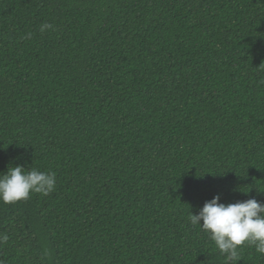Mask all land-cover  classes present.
Here are the masks:
<instances>
[{"label": "trees", "instance_id": "trees-1", "mask_svg": "<svg viewBox=\"0 0 264 264\" xmlns=\"http://www.w3.org/2000/svg\"><path fill=\"white\" fill-rule=\"evenodd\" d=\"M16 165L56 187L0 202V264H227L189 216L264 203V0H0Z\"/></svg>", "mask_w": 264, "mask_h": 264}, {"label": "clouds", "instance_id": "clouds-1", "mask_svg": "<svg viewBox=\"0 0 264 264\" xmlns=\"http://www.w3.org/2000/svg\"><path fill=\"white\" fill-rule=\"evenodd\" d=\"M46 30H53V25L42 23L40 31ZM30 37L31 33L28 34ZM55 187L54 173L26 170L24 166L16 165L0 174V202L15 204L28 199L32 193L47 196ZM189 220L208 235L227 264H237L239 250L244 245L254 247L257 253L264 256V203L255 198L225 204L217 195L206 202L198 213L190 211ZM7 240V235H0V243Z\"/></svg>", "mask_w": 264, "mask_h": 264}]
</instances>
